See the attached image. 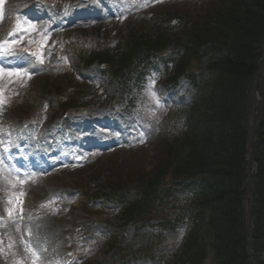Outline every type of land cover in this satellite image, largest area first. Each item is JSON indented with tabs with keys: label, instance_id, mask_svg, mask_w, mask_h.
Here are the masks:
<instances>
[{
	"label": "trees",
	"instance_id": "trees-1",
	"mask_svg": "<svg viewBox=\"0 0 264 264\" xmlns=\"http://www.w3.org/2000/svg\"><path fill=\"white\" fill-rule=\"evenodd\" d=\"M185 25L173 75L197 91L182 112L185 130L158 142L148 170L112 164L107 188L123 201L135 188L142 193L124 208L126 220L156 210L161 196L193 190L195 228L180 262L264 264V0H213ZM130 38L128 53L85 52V61L110 64L119 81L170 41L159 33ZM191 63L203 72H187Z\"/></svg>",
	"mask_w": 264,
	"mask_h": 264
},
{
	"label": "rangeland",
	"instance_id": "rangeland-1",
	"mask_svg": "<svg viewBox=\"0 0 264 264\" xmlns=\"http://www.w3.org/2000/svg\"><path fill=\"white\" fill-rule=\"evenodd\" d=\"M85 1L92 4L97 10L98 8L110 7L114 16L111 15L110 17L104 12L107 16L104 15L105 19L103 21L96 22L94 20L90 24L88 20L84 24L78 25V27H70V32L64 37L70 36V41L78 39L84 41L83 39H85L87 43H90L91 48H94V44H104L106 42L110 49H114L118 45H124L126 40L128 42L131 33L149 35L156 29L166 32L170 36V40L182 42V40H186L185 20L195 21L197 16L201 17L205 7L213 0H81L79 2ZM28 2L31 5L41 7L42 11H50V8H52L46 4L30 2L29 0H0V63L2 61H21L25 64H31L30 60H32L40 71L31 75L26 83L12 82L8 86H4L0 81V117L4 115L5 108L16 113L23 112L29 115L37 112V110H41V116L47 113L52 114L56 109L55 96L48 92V85L58 87L62 80L65 82L64 77L70 75V72L76 76L80 83L93 85L98 92L102 93L103 100L106 101V98L111 97L113 87L109 85L110 83L105 86L102 85L105 90L102 89L101 85L98 84V79L93 74L96 66L79 71L78 67L81 65L78 64L77 57L69 54L64 49L66 39L63 40L55 29L46 26L40 32L39 29L44 26L43 22L32 23L24 16H18L19 12L23 11L28 5ZM173 12L179 15V21L172 17V19H165V17L168 18L167 13L172 15ZM14 14L17 15L16 23L14 28L9 30L6 26L13 19ZM104 16L101 18H104ZM4 17H6V20ZM13 32L15 34L10 35ZM8 36L14 42L11 43L13 44L12 48L5 45L8 41L3 43V40ZM19 44H24L22 46L28 50V53H17L16 48ZM170 48L168 52L172 51V48ZM29 53L30 55H28ZM193 69H195V66ZM156 71L148 79L142 91L138 89L134 91L135 102L131 104L130 114L132 122L127 125L131 137L126 135V138L131 142L129 147L126 148L124 147L126 144H122V149L111 154L107 155L105 151H102L97 156H93L91 160L86 158L82 162L80 159L78 164L68 168H65L67 167L65 165L57 175H48L32 186L28 196V206L33 211L28 213L30 219L27 224V237L30 245L28 243L24 244L17 234L16 204L19 198L24 196L21 186H18V183L16 184L14 181L0 184V264H36L37 260L44 261L45 258H49L47 246H50V244L47 239L53 234L58 235L67 220L80 214L81 207L88 200L83 195L84 192L87 194L98 193V190L107 184V177L110 175L108 174L109 161L111 163L112 159H116L117 164L121 166L133 167L134 151L142 150L140 151L142 158L138 160V163L147 165L148 158L151 157L149 153L151 151L150 144L156 139L153 138L148 141L151 136L147 137L146 135L151 132V128L163 122L165 130L161 133V136L172 135L181 129L182 126L177 114L178 109L187 108L192 102L196 91L184 77H179L173 86L165 85L167 77H164L162 68L157 67ZM201 72V70L196 69V73ZM158 73L163 75L161 80L164 79L165 81H160ZM155 84L160 85V90L157 92L154 90ZM63 87L65 85L61 88ZM159 94L165 95L169 99L168 105L173 108L172 114H169L166 118V112L158 99ZM111 99L107 101L112 102ZM10 104H13L12 108H10ZM1 108L3 111H1ZM9 110L7 113H10ZM6 117L8 120L14 121L11 115ZM40 124L46 126L48 137L49 135L51 137L47 144L48 147L52 146L56 149L57 146L61 145V140L66 137L68 140V135L62 133L61 130L62 137L55 134L54 131L59 130L57 124L51 126L47 119H44ZM11 132L19 137L25 134L22 126H12ZM146 137L147 140H145ZM118 147H120V144ZM132 147H137L138 150L132 151ZM78 183L82 184L83 189H81V192L83 193L77 192L78 195L66 196L68 204H64L65 202L62 204L59 197H55L56 192L61 193L67 189L73 190L77 188ZM9 211L11 216H9ZM164 211L166 215L169 213L173 215L172 211L174 209L171 207L164 209ZM177 215L178 213H174V216ZM10 219L11 223L9 222ZM110 220H112V217ZM155 224L156 222H150L148 225L129 224L120 228L116 221L118 229L113 231L115 233L113 236L106 230L99 240H95L94 246L85 251L91 252L98 249L96 253L88 254L90 256L88 258H78V263L69 264H105L107 262L106 258L112 254L107 248L110 244L109 239H115L117 243H122L117 247V253L123 255L131 251L134 253L132 257H140V264H159L158 257L160 255H174L180 237L174 239L172 234H165L168 241H165L162 246L163 241H160L156 248L153 247V230L147 227H152L151 225ZM120 248L123 249L119 251ZM159 249L161 250L159 251ZM144 250L149 253V256L144 255ZM150 254L153 255L151 260L149 259ZM112 256L118 262L116 264H120L121 261L118 260L120 256L114 254ZM54 259L55 264H63L56 254L51 256V260L54 261ZM160 261H165V258H160Z\"/></svg>",
	"mask_w": 264,
	"mask_h": 264
},
{
	"label": "bare ground",
	"instance_id": "bare-ground-1",
	"mask_svg": "<svg viewBox=\"0 0 264 264\" xmlns=\"http://www.w3.org/2000/svg\"><path fill=\"white\" fill-rule=\"evenodd\" d=\"M85 8L82 7L81 5H77V8L76 10L73 12V13H70L69 15V19L71 21V23H76L80 18L84 17L85 16ZM36 11L34 10V13ZM28 14V15H32L31 18L33 19V15L35 14ZM1 66L2 68L4 69V72H2V69H1V73L0 74V81L1 83L4 85V86H8L10 83L12 82H22V83H26V80L29 79L28 76H25L23 74V72L19 69H15L14 71H12L11 68H9L8 64L5 63V62H2L1 63ZM1 170H2V167L0 165V174H1ZM6 176L9 177V180H7L6 182H13V181H16L15 179V174L14 173H8L5 171ZM0 181H2V179H0Z\"/></svg>",
	"mask_w": 264,
	"mask_h": 264
},
{
	"label": "snow or ice",
	"instance_id": "snow-or-ice-1",
	"mask_svg": "<svg viewBox=\"0 0 264 264\" xmlns=\"http://www.w3.org/2000/svg\"><path fill=\"white\" fill-rule=\"evenodd\" d=\"M12 34H15L14 32L13 33H10V35H12ZM9 216H11V212L9 211Z\"/></svg>",
	"mask_w": 264,
	"mask_h": 264
}]
</instances>
